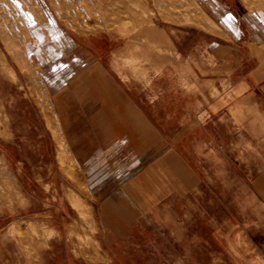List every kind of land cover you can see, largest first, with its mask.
Segmentation results:
<instances>
[{
  "label": "rangeland",
  "instance_id": "rangeland-1",
  "mask_svg": "<svg viewBox=\"0 0 264 264\" xmlns=\"http://www.w3.org/2000/svg\"><path fill=\"white\" fill-rule=\"evenodd\" d=\"M259 65L264 0H0V264H264Z\"/></svg>",
  "mask_w": 264,
  "mask_h": 264
},
{
  "label": "crops",
  "instance_id": "crops-1",
  "mask_svg": "<svg viewBox=\"0 0 264 264\" xmlns=\"http://www.w3.org/2000/svg\"><path fill=\"white\" fill-rule=\"evenodd\" d=\"M101 68L104 69V67L102 66ZM119 86L126 93V95L123 94L124 95L123 102L128 103L132 106V103L134 101H132V99H130L129 97L130 96L129 93L131 90L128 88V85L126 84V82L121 80V84ZM127 93L129 96L127 95ZM263 98H264V66L259 65L256 68H254V70L251 73H248L247 78H243L237 81L234 84L231 92H228L227 95L222 94V97L220 98V100L216 101L211 107H208L207 112L210 113L212 117L215 116L221 121L235 120L238 118L241 119L242 117H241L240 110H242V108H246V109L248 108V105H246V103L247 104L252 103L255 108L258 107V109L260 110L261 105L259 104H261ZM52 113H53L54 119H52V117L47 118L48 126H49L50 121L54 120L56 122V116L53 111ZM140 113L143 114L141 111ZM124 117L127 118V115L125 114ZM50 129L53 133L52 128ZM55 130L58 134V130L56 128ZM52 135H54V133ZM54 138H55L54 140L57 141L56 143H59V142L62 143L59 136H58V140L56 139L55 136ZM91 152L93 153L94 151L87 149L88 157ZM77 155H78V152H77ZM257 188L258 190L260 188V192L264 194V179L257 182ZM5 260L6 259L3 258L1 261L5 262Z\"/></svg>",
  "mask_w": 264,
  "mask_h": 264
},
{
  "label": "bare ground",
  "instance_id": "bare-ground-1",
  "mask_svg": "<svg viewBox=\"0 0 264 264\" xmlns=\"http://www.w3.org/2000/svg\"><path fill=\"white\" fill-rule=\"evenodd\" d=\"M13 73V74H12ZM12 73H10V74H12V76L15 74L14 73V71H12ZM49 126H50V128H52V130H53V132H54V134H55V137H56V139L58 140V134H57V132H56V130H55V127H54V122L53 121H50L49 122ZM58 148H59V150H60V155L58 156V159L60 158V160H61V164H63L64 163V161L62 160V156L61 155H63V153L62 152H64L63 150H64V146H63V144L61 143V142H59L58 143ZM64 156V155H63ZM69 203V202H68ZM70 204V203H69ZM71 205V204H70ZM81 203L80 202H74L73 203V209H76L77 211H78V209L80 208L81 209ZM84 210V209H83ZM86 212V211H85ZM81 214V213H80ZM77 215H79V214H77ZM80 217V216H79ZM84 217H86V216H84ZM82 219V218H81ZM83 234V233H82ZM81 235V234H80ZM83 237H84V235H82ZM87 237V236H86Z\"/></svg>",
  "mask_w": 264,
  "mask_h": 264
},
{
  "label": "snow or ice",
  "instance_id": "snow-or-ice-1",
  "mask_svg": "<svg viewBox=\"0 0 264 264\" xmlns=\"http://www.w3.org/2000/svg\"><path fill=\"white\" fill-rule=\"evenodd\" d=\"M229 19H231V17H229Z\"/></svg>",
  "mask_w": 264,
  "mask_h": 264
}]
</instances>
